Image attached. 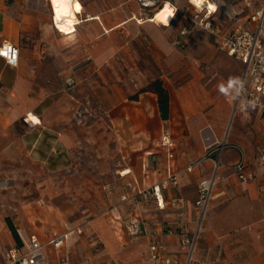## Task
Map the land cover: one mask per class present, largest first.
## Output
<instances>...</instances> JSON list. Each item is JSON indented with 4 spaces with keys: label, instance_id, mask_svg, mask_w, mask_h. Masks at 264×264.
Segmentation results:
<instances>
[{
    "label": "crops",
    "instance_id": "0c3cea01",
    "mask_svg": "<svg viewBox=\"0 0 264 264\" xmlns=\"http://www.w3.org/2000/svg\"><path fill=\"white\" fill-rule=\"evenodd\" d=\"M77 1L81 7L75 9L76 31L64 35L53 25V0H0V47L6 42L19 50L17 66L0 57V177L7 179L8 165L18 173L24 163L66 177L77 156L92 151L96 161L102 160L99 174L111 172L119 183L103 186L109 204L104 201L105 208L93 217L87 213L72 219L53 203L23 206L12 217L0 210V264L5 250L18 245L8 218L22 243L34 237L41 242L44 264L62 258L69 264H151L152 241L167 245L185 264L179 243L196 230L199 183L212 176L218 159L207 155L210 147L228 142L218 174L223 189L214 191L210 206L223 208L232 199L227 214H234L230 208L241 203L264 212V164L258 160L264 147V115L250 106L232 114L228 94L238 85L227 94L219 88H227L230 79L240 80L243 65L220 41L219 47L200 48L192 55L177 50L179 31L191 29L188 6H177L172 25L161 26L147 18L138 0ZM251 1L257 7L249 14L248 0H228L229 9L212 0L219 7L213 16L220 9L232 19L248 12L240 19L244 24L232 31L252 29L249 19L263 0ZM68 78L76 84L67 85ZM157 79L171 97L167 121L159 112L157 95L142 92ZM83 97L102 103V122L76 124ZM165 132L172 146L163 145ZM243 154L253 175L247 183H241L232 168ZM172 176L177 183L164 191L160 208L149 192ZM132 219L143 227L137 238L126 230ZM78 227L83 234L70 237L63 248L50 244L55 236ZM201 229L191 264H264V218L245 225L233 218L228 226Z\"/></svg>",
    "mask_w": 264,
    "mask_h": 264
},
{
    "label": "built area",
    "instance_id": "2783aa9c",
    "mask_svg": "<svg viewBox=\"0 0 264 264\" xmlns=\"http://www.w3.org/2000/svg\"><path fill=\"white\" fill-rule=\"evenodd\" d=\"M141 4V9L145 12L147 18H153L157 12L163 10V8L169 4L173 10L172 19L177 15L178 9L175 4L178 0H138ZM190 4L195 6L191 0ZM196 7V6H195ZM190 8H187L185 15L190 12ZM211 16L207 11V18ZM199 15L195 19L190 18L191 23L200 25L203 30L210 32L213 36L220 39L221 48L225 50L230 57L235 59L238 63L243 65V72L240 80L244 83V88L239 85L235 91L230 95L229 102L231 104L232 114L237 115L242 107L250 106L258 109L262 115H264V0L250 17V22L253 25L252 29H238L236 31L221 32L217 26L211 22L202 21L197 22ZM53 25L59 33L64 35H72L75 33L76 28L71 30L70 34L61 31L56 20L54 19ZM76 26V25H75ZM188 31L185 29L182 35L187 34ZM7 50L9 55L6 57L3 52ZM15 54V60H12V54ZM19 50L14 46L2 43L0 47V57L6 58L8 62L17 66L18 64ZM67 85L74 86L76 81L73 78L66 80ZM164 146H172L171 136L169 132H165L162 138ZM228 142L225 141L221 146L214 148V146L208 149L207 155L209 157L214 155L218 156V159L213 168V174L210 178L205 179L199 183V190L197 195V201L195 203L197 209L198 220L195 227V232L183 238L179 245L180 250L185 254L186 263L191 264L193 261L194 254L198 247L200 240L202 227L208 217V211L213 201V194L218 186L219 181V166L223 158L224 150L226 149ZM258 160L261 164H264V147L260 148ZM204 159L198 160V162L192 163L188 166V170L193 169L202 162ZM157 158L152 156V162H156ZM235 171L241 183H247L253 179V175L250 174L246 169V157L245 154L240 160L235 163L232 167ZM124 174H129V170H125ZM177 178L172 176L169 180L160 184H155L150 190L152 197L158 202L160 208H164V191L169 190L170 185H176ZM143 227L140 222L135 219L130 220L127 223L126 230L129 235L133 238H137L142 235ZM81 228H75L70 230L66 235L55 236L50 242L55 249H61L65 246L66 241L72 236L82 235ZM149 261L151 264H181L170 252L164 243L160 241H152L149 244L148 250ZM5 261L3 264H44L46 262V256L43 250V245L35 237L29 242H23L21 245H16L5 250L4 253ZM55 264H69L67 258H62Z\"/></svg>",
    "mask_w": 264,
    "mask_h": 264
},
{
    "label": "rangeland",
    "instance_id": "374dc122",
    "mask_svg": "<svg viewBox=\"0 0 264 264\" xmlns=\"http://www.w3.org/2000/svg\"><path fill=\"white\" fill-rule=\"evenodd\" d=\"M212 2V0H210ZM221 2V7L229 9L228 0H217ZM191 0H178L177 6H188L191 8L190 15L192 19L199 15L197 22L202 21L211 22L215 26L219 27L220 31L228 32L237 29L244 24V19L240 20L246 14L252 12L257 5L254 2L248 0L249 11L244 14H238L236 18H230L226 12L220 9V13L209 16L207 18V11L203 9H197L190 4ZM213 3V2H212ZM184 7V8H185ZM190 23L191 29L186 27L179 31V39L175 44V47L179 52L184 55L195 54L200 48L219 47L217 41H220L218 37L213 36L210 32L203 30V28L196 24ZM187 29L188 33L182 35V32ZM235 91L232 89L228 97ZM85 103L78 105V109L75 112V122L77 125H84L88 127L93 124L94 121L102 119L105 115L102 112V103L97 105L90 97H83ZM98 106L97 113L93 111V105ZM95 110V109H94ZM99 121V120H97ZM96 146V145H95ZM96 152H90L89 154L80 153L77 156L76 166L73 167L71 173L68 176L53 177L41 165L24 163L18 169L21 172H16L14 166L8 165L9 169L7 179L0 177V210L6 212L12 217L13 214H17L19 209L23 206L33 207L37 204L48 205L51 207V203L57 204L63 207L64 212H68V215L75 220L82 219L85 216L99 214L104 208L106 201L109 202L106 197V189L104 185L116 184L118 180L113 173H106L105 171L99 174V162L96 161ZM109 165V164H106ZM112 165V164H111ZM110 165V167H111ZM109 167V168H110ZM221 182H218V188L215 189V194L222 188ZM213 202V201H212ZM232 203V199L224 202L225 207L212 208L210 206L209 215L207 221L204 223L205 227L216 226H228L231 219L235 218L237 225L251 224L252 222H258L260 218H264V212H253L250 210L249 205L245 203L234 206V214H227V211ZM109 204V203H108ZM255 209V208H254ZM88 213V214H87Z\"/></svg>",
    "mask_w": 264,
    "mask_h": 264
},
{
    "label": "clouds",
    "instance_id": "9594fccd",
    "mask_svg": "<svg viewBox=\"0 0 264 264\" xmlns=\"http://www.w3.org/2000/svg\"><path fill=\"white\" fill-rule=\"evenodd\" d=\"M193 4L196 6L197 9H200L202 4L207 2V7H208V12L211 14L213 11L216 10V6L208 0H192ZM55 8H56V19L59 21L61 18H67L65 20V23L60 26L61 31L68 32L72 30V25L76 23L75 18L72 17V13L70 11V4L69 0H54ZM77 10V9H76ZM79 11V10H78ZM173 15V10L166 7L164 11L160 14L159 17H157L158 20H165L166 18ZM4 56H8L9 52L5 50L3 52ZM12 60H15V54H12ZM232 85H239L241 88H244V83L243 81L237 79H230L228 82V87H224V85H221L219 88V91L221 93L227 94L228 88H230Z\"/></svg>",
    "mask_w": 264,
    "mask_h": 264
},
{
    "label": "trees",
    "instance_id": "16d2710c",
    "mask_svg": "<svg viewBox=\"0 0 264 264\" xmlns=\"http://www.w3.org/2000/svg\"><path fill=\"white\" fill-rule=\"evenodd\" d=\"M142 92H153L157 95V98H159V112H161L162 119L164 121H167L170 118L169 111L171 97L169 95L168 89L165 88L164 83H162L160 79H157L151 82V85H149L146 89H143ZM6 221L9 225L12 236H14V239L16 240L17 244L21 245L22 240L18 235L17 229L13 221H11L10 218H8Z\"/></svg>",
    "mask_w": 264,
    "mask_h": 264
},
{
    "label": "bare ground",
    "instance_id": "6f19581e",
    "mask_svg": "<svg viewBox=\"0 0 264 264\" xmlns=\"http://www.w3.org/2000/svg\"><path fill=\"white\" fill-rule=\"evenodd\" d=\"M208 2L212 3L210 0H208ZM69 4H70V11H71V13H72V17L76 18V12H77V10H76V12H75L76 5L79 4V6H80V3H79L77 0H69ZM212 4H213V3H212ZM215 6H216V5H215ZM80 7H81V6H80ZM166 7L172 9V8L170 7V5L167 4V5L163 8V10H160L159 12L156 13V15L153 17V22H156V23H158V24H161V26H171V25H172V16H173V15L167 17V18H166V21H165V20H158V19H157V17L160 16V14L164 11V9H165ZM53 8H54V12H56V8H55L54 0H53ZM201 9H203V10H208L207 2H205V3L202 4ZM79 10H80V8H79ZM218 10H219V7L216 6V10L213 11L210 15L216 14V13L218 12ZM78 12H79V11H78ZM54 19L56 20L58 26L60 27V26H62V25L65 23V20H66L67 18H61L59 21H57V19H56L55 17H54ZM60 28H61V27H60ZM75 28H76V26H74V24H73V25H72V30L75 29ZM63 32H64V31H63ZM65 33L70 34L71 32L68 31V32H65Z\"/></svg>",
    "mask_w": 264,
    "mask_h": 264
},
{
    "label": "snow or ice",
    "instance_id": "6c2138e0",
    "mask_svg": "<svg viewBox=\"0 0 264 264\" xmlns=\"http://www.w3.org/2000/svg\"><path fill=\"white\" fill-rule=\"evenodd\" d=\"M79 8H80V6H79V4H77V5H76V9H77V11L79 10Z\"/></svg>",
    "mask_w": 264,
    "mask_h": 264
}]
</instances>
